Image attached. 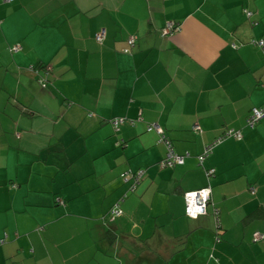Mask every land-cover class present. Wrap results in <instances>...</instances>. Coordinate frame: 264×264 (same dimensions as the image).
I'll return each mask as SVG.
<instances>
[{"label":"crops","instance_id":"1","mask_svg":"<svg viewBox=\"0 0 264 264\" xmlns=\"http://www.w3.org/2000/svg\"><path fill=\"white\" fill-rule=\"evenodd\" d=\"M259 39L264 0H0V264H264Z\"/></svg>","mask_w":264,"mask_h":264},{"label":"built area","instance_id":"2","mask_svg":"<svg viewBox=\"0 0 264 264\" xmlns=\"http://www.w3.org/2000/svg\"><path fill=\"white\" fill-rule=\"evenodd\" d=\"M5 1L9 2L11 0H5ZM179 28H180L179 24H175L172 21H168L162 27L161 32L162 34H173L176 31H178ZM104 36H105V30L101 29L96 33L95 38L101 42ZM128 43L130 45H133L134 39L132 37L129 38ZM256 44H258L264 49V39L257 40ZM13 49L17 50L18 46H14ZM263 116H264V103L259 106H255L251 109V112L246 120V124L250 127H253ZM125 121H126L125 117H117V118L112 119L111 123L113 127L117 130L119 126L123 124ZM130 122L133 123L132 120H130ZM192 127L195 130L199 129V126L197 124L193 125ZM147 130H155L156 133L158 134V141L164 143L166 147L165 157L159 162L161 167H173L177 164H182L184 162V157H185L184 154H179L174 150L171 141L167 138L163 128L158 123L147 124ZM230 136L235 137V138H240L241 132L240 130L233 129V128L225 129L212 142L205 145L203 152L198 156L199 163L201 164L204 161V159L207 156H209L215 144L221 142L223 139H225L226 137H230ZM214 171H215L214 168L212 167L209 168L206 171L207 176L213 175ZM142 173L143 171L139 170L135 174H132L134 177V181L131 185L132 188L135 187L136 183L138 182V178L141 176ZM129 176H130L129 173H124L125 179ZM251 190H254V188L251 187ZM183 196L185 200L186 215L190 218H197L201 215L206 214L207 212V206L211 198V186L210 184H207L195 190L185 191L183 193ZM113 214H116V215L120 214L119 209L118 208L113 209ZM215 223L217 226L219 225L217 211L215 215Z\"/></svg>","mask_w":264,"mask_h":264},{"label":"trees","instance_id":"3","mask_svg":"<svg viewBox=\"0 0 264 264\" xmlns=\"http://www.w3.org/2000/svg\"><path fill=\"white\" fill-rule=\"evenodd\" d=\"M4 2H7V1H5V0H3ZM12 1V0H11ZM176 24V23H175ZM165 25V24H164ZM101 29H103V28H101ZM101 29H99V30H101ZM98 30V31H99ZM97 31V32H98ZM97 32H95V35H96V33ZM167 35V34H166ZM105 37V36H104ZM133 38L134 39V43L133 44H135V38H134V36H130L129 38ZM128 38V39H129ZM104 39V38H103ZM128 39H127V43H128ZM95 40L97 41V42H99V43H101L100 41H98L96 38H95ZM128 45L129 46H133V45H130L129 43H128ZM14 50V49H13ZM128 50H129V48H126L124 51L125 52H128ZM41 83L43 84V83H45V85H46V80H45V78H43L42 80H41ZM114 119V118H113ZM131 123V122H130ZM133 123H134V121H133ZM133 123H131V124H133ZM147 125V124H146ZM146 130H147V126H146ZM147 131H153V132H155L156 133V131L155 130H147ZM157 134V133H156ZM139 170H142V169H138V170H136V171H131V170H126V171H124V172H122L121 174H120V176H121V178L124 180V181H126V180H128V179H132V182L134 181V177H133V175L132 174H135L137 171H139ZM143 171V173H144V170H142ZM124 173H129L130 174V176L129 177H127L126 179H125V177H124ZM143 173L141 174V176L143 175ZM141 176L138 178V182H139V180H140V178H141ZM137 182V183H138ZM137 183H136V185H137ZM116 214H113V210H111L110 211V217H113V216H115ZM181 244H184V241L182 240L181 241Z\"/></svg>","mask_w":264,"mask_h":264}]
</instances>
